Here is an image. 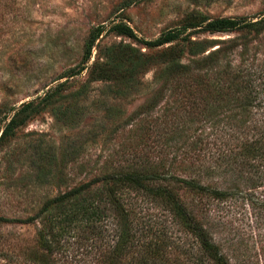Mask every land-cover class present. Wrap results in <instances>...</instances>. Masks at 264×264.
Masks as SVG:
<instances>
[{
  "label": "rangeland",
  "instance_id": "1",
  "mask_svg": "<svg viewBox=\"0 0 264 264\" xmlns=\"http://www.w3.org/2000/svg\"><path fill=\"white\" fill-rule=\"evenodd\" d=\"M262 16L264 0H0V217L11 220L0 221V264L117 263L114 230L120 215L115 205L103 201L99 221L76 223L64 221L69 203L43 214L41 208L93 177L133 166L141 158L164 159L175 175L194 177L183 171L189 159L184 154L194 149L193 138L212 136V129L200 107L156 76L163 68L160 61L146 63L126 88L96 79V74L102 68L124 71L166 48L182 52L183 63L222 50L220 69L228 61L231 72H264V33L204 30L214 19L257 21ZM118 23L128 25L136 38L116 33L112 27ZM190 24L198 26L187 28L170 44H144ZM96 27L103 31L89 60L81 64L85 43ZM127 47L138 51L134 58ZM27 103L32 106L19 117L24 121L2 137L6 123ZM176 117L191 121L188 141L178 150L165 149L157 141L158 125ZM199 179L209 183L204 176ZM124 191L122 210L138 204L141 215L134 219L144 232L139 233L133 258L143 252L142 245L155 240L153 233L162 221L168 247L161 262L194 264L195 255L203 257L195 238L168 211L143 193ZM176 193L193 214L207 210L209 220L218 224L217 237L233 243L230 254L237 259L231 258V264H264V206L253 209L240 197L217 201L185 189ZM98 195H108V184L93 186L82 200H97ZM36 215L33 222L15 221Z\"/></svg>",
  "mask_w": 264,
  "mask_h": 264
},
{
  "label": "trees",
  "instance_id": "2",
  "mask_svg": "<svg viewBox=\"0 0 264 264\" xmlns=\"http://www.w3.org/2000/svg\"><path fill=\"white\" fill-rule=\"evenodd\" d=\"M196 26L198 25H184L163 32L152 41H144V44L150 48L162 47L176 41L187 28ZM112 29L120 35L136 38L133 30L124 23H118ZM235 29L251 30L256 35L264 33V16L257 21H248L245 18H219L207 21L204 26V30L209 32ZM102 31L101 27L92 30L89 40L85 43L81 64L89 60L94 43ZM249 42L247 40L244 43L241 53L245 54L248 51ZM127 48L130 51L129 55L134 58L138 51L132 47ZM181 54L180 51L166 48L154 58L148 57L143 62L135 60L136 63L124 71L102 68L95 78L126 88L134 83L135 76L146 63L162 62L163 68L156 76L163 81L164 86L189 99L196 107H200L206 113V120L212 129V136L199 134L193 138L190 142L194 148L189 151L191 155L184 154V157L189 159L187 164L181 163L184 164L183 171L194 177L181 178L175 175L171 171L172 165L165 167L164 159L150 162V159L141 158L137 159L133 166L103 172L78 187L48 200L39 212L43 214L52 206L61 207L64 203H69L64 221L69 223L99 221L103 217L101 205L103 201L115 205L116 213L120 216L117 217L114 230L116 237L114 256L119 255V259L114 264H166L165 260L161 262V257L164 259L163 252L168 247L166 244L168 239L163 221L159 224L156 222L160 217L155 219V223L158 224L153 233L156 236L155 240L153 242L149 240L142 245L143 252L139 253L138 258H133L132 252L134 253L137 248L139 233L144 232L135 220L141 215L136 211L139 205L130 207V210L123 209L128 212L127 214L122 210L124 189L143 193L150 203L168 211L173 219L195 238L203 257L199 259L198 255H195L194 264H207V261L209 264H231V258L237 257L230 254V252L234 254L233 243L227 241L230 245L226 246L227 242L217 237L215 230L218 224L209 220L208 211L202 210L199 214H193L180 200L176 190L185 189L217 201L240 197L253 209L264 206V192L258 194V191H264V86H262L264 72L256 73L242 69L231 72L228 61L220 69L224 60L220 57V54H223L222 50H213L191 63L181 62ZM122 56L123 51L118 57ZM259 79H262L261 83H257ZM31 106L32 103H27L13 115L6 123L2 137L7 135L15 124L24 121L25 117L20 119L19 117L26 114ZM170 114L174 116L175 113ZM214 115L223 116L225 119H214ZM191 125V121L185 118L165 120L163 124L158 125L161 130L157 139L159 145L165 149H180L179 145L188 141L186 131L191 129ZM195 152L199 153L193 155ZM202 176L207 178L209 183L203 184L199 179ZM105 184H108V195L104 197L98 195L97 200L89 202L82 200V196L90 188ZM129 213L132 214L130 219L127 217ZM36 219L37 215L15 221L29 223ZM0 221L11 220L0 217ZM133 260H136V263H133Z\"/></svg>",
  "mask_w": 264,
  "mask_h": 264
}]
</instances>
